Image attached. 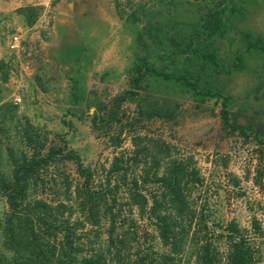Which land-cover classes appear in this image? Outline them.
I'll return each instance as SVG.
<instances>
[{
	"label": "rangeland",
	"instance_id": "rangeland-1",
	"mask_svg": "<svg viewBox=\"0 0 264 264\" xmlns=\"http://www.w3.org/2000/svg\"><path fill=\"white\" fill-rule=\"evenodd\" d=\"M62 37L70 47L57 50ZM0 62V185L15 163L39 162L24 205L63 204L86 254L105 251L109 225L86 223L79 166L145 248L168 252L131 194L178 195L220 264L232 223L264 264V0H0ZM175 173L178 188L164 190L159 179ZM8 213L0 189V264L15 255ZM183 247L181 261L195 264Z\"/></svg>",
	"mask_w": 264,
	"mask_h": 264
},
{
	"label": "trees",
	"instance_id": "trees-1",
	"mask_svg": "<svg viewBox=\"0 0 264 264\" xmlns=\"http://www.w3.org/2000/svg\"><path fill=\"white\" fill-rule=\"evenodd\" d=\"M3 67L4 63L0 62V69ZM3 80H7L6 74ZM222 113L223 123L231 126L226 107ZM38 164L35 160L15 163L13 180L0 185L9 207L3 224L5 245L15 254L8 264H184L181 256L186 242L195 248V264H220L219 253L211 248L208 232L202 231L193 215L184 212L187 204L183 198L163 195L159 199H148L142 194H131L130 203L154 222L162 245L168 250L159 255L143 246L138 232L133 233L129 224L131 217L123 214L119 206L103 209L101 204L108 202L105 185L102 182L98 185L91 171L79 166L78 171L85 182L83 189L77 191V196L85 202L82 205L86 223L97 226L101 219H105L109 225L105 251L86 254L76 227L59 213L65 207L63 204L54 206L37 201L33 205H24L28 189L26 176L33 173ZM176 174L159 179L164 190L178 188ZM112 202L116 206L117 199ZM161 208H169L173 213H161ZM253 228L254 231L259 230L257 226ZM228 233L230 250L226 255V264H252L255 260L254 243L241 235L234 223ZM81 253L84 255L79 257Z\"/></svg>",
	"mask_w": 264,
	"mask_h": 264
},
{
	"label": "crops",
	"instance_id": "crops-1",
	"mask_svg": "<svg viewBox=\"0 0 264 264\" xmlns=\"http://www.w3.org/2000/svg\"><path fill=\"white\" fill-rule=\"evenodd\" d=\"M95 22H97V23H99V22L100 23L107 22V16H102V15L96 16ZM67 42H68L67 38L66 37L65 38L62 37L61 41H60V45L56 46L57 48L53 45L55 43V40H54L53 43H52V41H48V40H46L45 42L41 41V44H42V48H45L46 52L49 53V51L51 50L50 48H52V47L56 48L57 50H64V49L70 47V45H68ZM101 43H102L101 46H103V47H105V44L109 45L108 37H105V38L102 37L101 38ZM59 53L62 54V52H60V51H59Z\"/></svg>",
	"mask_w": 264,
	"mask_h": 264
},
{
	"label": "built area",
	"instance_id": "built-area-1",
	"mask_svg": "<svg viewBox=\"0 0 264 264\" xmlns=\"http://www.w3.org/2000/svg\"><path fill=\"white\" fill-rule=\"evenodd\" d=\"M16 45H18V37L17 36L13 37L11 48H15Z\"/></svg>",
	"mask_w": 264,
	"mask_h": 264
}]
</instances>
